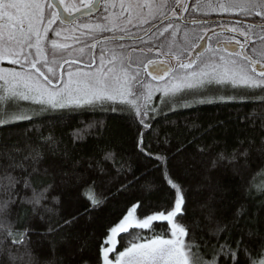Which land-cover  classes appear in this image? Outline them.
<instances>
[{"label":"snow or ice","instance_id":"snow-or-ice-1","mask_svg":"<svg viewBox=\"0 0 264 264\" xmlns=\"http://www.w3.org/2000/svg\"><path fill=\"white\" fill-rule=\"evenodd\" d=\"M154 93L171 103L214 96L264 104V0H0V125L31 122L23 102L65 109L119 100L134 112L137 152L156 162L167 186L165 204L146 210L141 197L90 237L95 264H241V257L245 264H256L250 253L257 246L264 251V240L253 231H238L243 207L231 220L209 208L207 238L197 239L196 231L204 229L188 221L186 189L170 168L173 161L183 165L179 157L186 146L167 154L169 138L161 141L153 123ZM43 145L52 153L59 148L49 135L0 150V264H41L31 238L51 244L83 215L102 207L107 198L96 192L98 180L104 182L113 172L117 178L131 174L118 191L139 183L130 164L106 151L89 161L87 179L76 167L60 168L58 183L38 188L33 177L56 170L42 167ZM204 151L198 149L201 155ZM259 151L264 154V143ZM249 153L250 147L243 146L230 156L221 153L211 167L247 160ZM67 190L88 207L61 220L58 209ZM153 190L150 183L144 186ZM17 209H31L46 230L18 229L12 219ZM133 227L151 235L126 240L123 234Z\"/></svg>","mask_w":264,"mask_h":264},{"label":"trees","instance_id":"trees-1","mask_svg":"<svg viewBox=\"0 0 264 264\" xmlns=\"http://www.w3.org/2000/svg\"><path fill=\"white\" fill-rule=\"evenodd\" d=\"M200 99L204 102L200 103ZM162 100L153 105L157 108L153 123L161 141L165 136L169 138L171 152L167 154L174 153L180 145L186 146V152L179 157L184 161L183 165L177 166L173 161L170 168L186 189L188 221L199 223L204 229L203 232L196 231L197 239L202 235L207 238L205 216L209 208L215 216L231 220L236 210L243 207L245 214L239 221L238 231H253L258 239L264 240V154L259 151L264 143V104L222 100L214 96L197 97L196 102L188 104L171 103L170 98L166 99L170 106H165ZM23 107L32 121L0 125V150L15 144L23 147L26 141L36 143L40 137L49 135L55 138L59 146L56 153L48 151L47 145L42 146L46 153L42 167L54 165L56 170H50L46 176L33 177L36 187L58 183L60 168L76 167L87 179L89 161L101 159L106 151L117 152L139 178V183L133 182L125 191L118 189L132 180L131 174L117 178L113 172L104 182L98 180L96 192L107 198L102 207L83 215L78 223L57 234L51 244L33 236L30 247L41 264H83L84 260L95 264L96 246L90 239L94 233L99 234L118 220L125 207L141 197L146 210L149 206L165 204L170 198L156 162L145 159L136 150L137 125L128 105L117 100L65 109H50L31 102L23 103ZM148 139L155 143V136ZM241 146L250 147L247 160L242 158L235 164L222 161L215 168L211 167V161L221 153L230 156ZM160 147L163 149L164 145ZM200 148L205 150L202 155L198 152ZM149 183L154 189L152 192L144 191V186ZM87 207L74 191H64L59 218L83 213ZM12 219L21 231L31 226L43 232L47 227L38 218H33L31 209H17ZM123 235L126 240H132L151 233L133 227ZM250 256L257 262L264 257V251L257 246ZM241 264H245L243 257Z\"/></svg>","mask_w":264,"mask_h":264},{"label":"rangeland","instance_id":"rangeland-1","mask_svg":"<svg viewBox=\"0 0 264 264\" xmlns=\"http://www.w3.org/2000/svg\"><path fill=\"white\" fill-rule=\"evenodd\" d=\"M170 63H172V64H175V61H170ZM162 100V99H164V100H166V99H169V98H165V97H162V95L160 94V93H154V96H153V100H152V104H151V106H153L154 105V103H157L156 101H158V100ZM169 101V100H168ZM23 103H27V102H23ZM2 106H3V101H0V108H2ZM26 113V112H25ZM29 115V114H28ZM262 259H264V257H262ZM256 264H259V260L256 262Z\"/></svg>","mask_w":264,"mask_h":264},{"label":"flooded vegetation","instance_id":"flooded-vegetation-1","mask_svg":"<svg viewBox=\"0 0 264 264\" xmlns=\"http://www.w3.org/2000/svg\"><path fill=\"white\" fill-rule=\"evenodd\" d=\"M185 15H187V14H185Z\"/></svg>","mask_w":264,"mask_h":264}]
</instances>
